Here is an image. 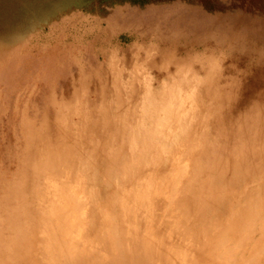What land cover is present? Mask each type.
<instances>
[{
    "label": "clouds",
    "instance_id": "9594fccd",
    "mask_svg": "<svg viewBox=\"0 0 264 264\" xmlns=\"http://www.w3.org/2000/svg\"><path fill=\"white\" fill-rule=\"evenodd\" d=\"M89 34L0 59V264L264 258V98L222 54Z\"/></svg>",
    "mask_w": 264,
    "mask_h": 264
},
{
    "label": "bare ground",
    "instance_id": "6f19581e",
    "mask_svg": "<svg viewBox=\"0 0 264 264\" xmlns=\"http://www.w3.org/2000/svg\"><path fill=\"white\" fill-rule=\"evenodd\" d=\"M71 1L0 0V59L6 58L13 52L26 51L33 45H38L39 47L33 49L31 63L39 67L60 51L58 42L63 39L62 32L67 35V39L64 40L66 44H71L73 37L88 32L90 34L84 36V39L113 38L130 57L139 52V56L144 58L146 53L139 51V47L143 46L149 50L150 45L155 44L154 50L157 52L155 59L158 63L168 49L175 48L179 54L196 51L208 56H214L216 51L223 50L230 56L244 60L243 66L246 70L242 71L243 75H252L255 79L261 77L260 82L264 81V42L262 40L264 39V22L253 16V13L247 16L241 14L227 16L222 9L226 6L220 5L224 0H87L90 5L110 2L113 4L112 11L87 20L70 18L50 27H43L36 33L37 20L51 13L58 5ZM178 2L184 4L178 21L179 25L169 27L165 21L163 25L156 26L155 18L165 16L164 7ZM151 13L155 16L152 17ZM222 15L229 22H235L242 27L254 26L259 30L241 34L233 27L213 31L211 27L191 26L204 17L212 16L215 20V17L219 18ZM134 18H140V22H134ZM32 29H34L33 32H30ZM122 38H128L130 42L122 44ZM258 44L261 48L256 47ZM44 45L53 47L44 53L42 51ZM44 59L45 61H42ZM14 86L10 83L9 103L15 99L14 93L11 92ZM20 87H23V82ZM258 96L264 98V90ZM0 131L8 133L7 120L4 121ZM254 264H264V258L258 256Z\"/></svg>",
    "mask_w": 264,
    "mask_h": 264
},
{
    "label": "rangeland",
    "instance_id": "374dc122",
    "mask_svg": "<svg viewBox=\"0 0 264 264\" xmlns=\"http://www.w3.org/2000/svg\"><path fill=\"white\" fill-rule=\"evenodd\" d=\"M228 2V3H227ZM221 7L226 12L227 16H234L235 14H241L244 16L250 15V13H253L252 15L258 18V20H261L264 22V0H224L221 2ZM113 4L108 3H99L90 5L87 0H72L69 3L60 4L56 7L55 10H53L51 13L45 15L44 17L37 20L35 25L36 33L40 32L43 27H50L54 24H57L59 22L65 21L70 18H74L77 20H87L91 19L93 17H98L103 14H108L112 11ZM184 7V4L182 2H178L171 6H165L163 9V12L165 14L164 17H158L155 18V25L161 26L163 25V22H165L169 27L177 26L179 18L181 17V12ZM242 12V13H241ZM152 17L155 16V14H150ZM173 15V16H172ZM258 16V17H257ZM204 17L200 21L196 22L195 26L196 28H203V27H211L213 31H220L226 29V27H233L235 30H237L239 33H254L258 31L259 29L256 27H252L250 25L247 26H239L235 22H229L225 16H220L219 18L215 17ZM142 19V18H141ZM134 22H140V18H134ZM183 25V23H182ZM34 29L30 30V32H33ZM264 42V39H262ZM254 41V40H252ZM130 42V39L128 38H122L121 43L122 44H128ZM256 41H254L255 43ZM258 48H261V45L258 44L256 46ZM172 48V47H169ZM172 49H168L170 51ZM14 53V52H13ZM223 55L226 57L224 63L225 66L232 65V69L230 71H233L234 74L237 76L240 80H245L248 82V87L252 92H255L259 95L264 89V81L260 82V79L254 78V76L249 75L245 76L243 75L242 71H245L244 60L242 58L233 57L230 56L228 52H225L223 50L216 51L214 56H220ZM42 61H45L42 60ZM10 83L9 87L6 89V93L10 95Z\"/></svg>",
    "mask_w": 264,
    "mask_h": 264
}]
</instances>
